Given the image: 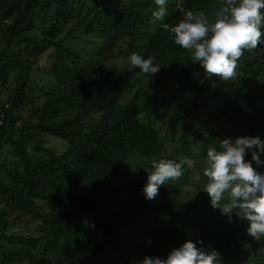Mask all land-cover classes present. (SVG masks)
Masks as SVG:
<instances>
[{"label": "trees", "instance_id": "obj_1", "mask_svg": "<svg viewBox=\"0 0 264 264\" xmlns=\"http://www.w3.org/2000/svg\"><path fill=\"white\" fill-rule=\"evenodd\" d=\"M152 1L0 0V88L6 94L0 112L9 104L0 145L14 147L21 164L13 166L24 170L9 182L0 178V264H43L27 246L45 240L46 248L60 239L67 241L58 258L64 264H137L146 255L165 258L185 240L202 241L198 246L215 249L227 264H264V235L249 236L247 221L234 214L229 221L200 187L209 147L224 138H264V46L244 50L232 79L210 77L163 24L174 26L187 11L211 18L224 0H167V15L155 24ZM131 53L153 57L160 70L120 69L111 60ZM42 56L49 58L40 67ZM169 69L174 73L161 87L159 77ZM42 71L56 82L50 92L32 78ZM36 99L44 101L33 112L37 121L14 127L17 110ZM202 107L218 126L201 123ZM22 135L40 143L47 135L75 139L61 155L45 148L49 158L28 157ZM185 157L193 167L146 199L142 188L152 160ZM128 168L130 179L117 182ZM81 183L86 190H77ZM189 186L199 194L186 198ZM142 210L154 212L147 223ZM192 211L207 216L196 238L173 230ZM125 218L135 223L128 228ZM79 228L84 245L76 238Z\"/></svg>", "mask_w": 264, "mask_h": 264}, {"label": "clouds", "instance_id": "obj_2", "mask_svg": "<svg viewBox=\"0 0 264 264\" xmlns=\"http://www.w3.org/2000/svg\"><path fill=\"white\" fill-rule=\"evenodd\" d=\"M167 0H155L153 23L162 22L167 15ZM175 44L192 51V58L210 77L230 80L236 76L238 60L244 50L264 46V0H224L213 10L211 18L204 11H187L177 24L169 27ZM131 68L154 75L160 66L151 56L131 53ZM251 159H245L249 154ZM264 138L242 136L234 140L224 138L218 146L206 152L203 176L207 183L202 191L209 197L212 208L231 221L233 214L247 221L246 232L251 237L264 235ZM192 158L174 160L153 159L142 188L146 199H153L162 185L183 175L185 166L192 168ZM200 180V175L196 176ZM238 210V211H237ZM202 241L185 240L173 248L165 258L144 256L137 264H221L215 249L205 250Z\"/></svg>", "mask_w": 264, "mask_h": 264}, {"label": "rangeland", "instance_id": "obj_3", "mask_svg": "<svg viewBox=\"0 0 264 264\" xmlns=\"http://www.w3.org/2000/svg\"><path fill=\"white\" fill-rule=\"evenodd\" d=\"M153 3H155V0L152 1ZM156 9V8H155ZM49 56V55H48ZM48 56H42L39 60V65L40 67L46 66L47 62H48ZM130 56V55H128ZM125 57V58H124ZM112 61L115 62L116 67L117 68H124V67H128L129 62H128V57L127 56H121V57H116L115 59H111ZM170 68L175 71L177 70V63L170 65ZM44 69V68H43ZM169 69L168 73L165 75H161L159 77V85L161 87H164L168 82H169V77H171L173 75V71ZM46 71H42V72H37L34 73L32 75V78L34 79V83H38V84H42L46 86V91L50 92L53 90V87L55 85V80H51L50 77H47ZM46 78V79H45ZM45 79V80H44ZM44 81V82H41ZM133 89V85H131V83L127 84V88L126 91L127 93H129V91H131ZM4 91L5 88H0V102H2L1 100H3V98H6V94L1 93V91ZM126 93L125 99H127L129 96V94ZM38 97V95H37ZM44 105V101L43 99H36L34 102H32L31 104H26V106H21L20 109H18L17 111H19V113L21 114V118L16 119L14 122V127H17L19 125L22 126L26 125L28 122H36L37 119L35 117V115L33 114L34 110L36 109L37 112L39 113V109L42 108V106ZM71 110L70 108L67 109ZM207 108L202 107L201 109V123L206 126L207 124H209L210 126L216 127L219 125V122H217L215 119L210 118V116L208 115L207 112ZM63 116V114L59 115L57 117V119L61 118ZM23 122V123H21ZM12 130H9V132H11ZM19 134L16 133L14 134V137H19ZM23 136V135H22ZM31 136V134H30ZM21 137V136H20ZM27 137V136H26ZM24 138L21 137L20 142L24 145L27 156L31 157H47L49 158V154H53V155H61L64 152L69 151L72 147H73V142H74V137H71L69 139H62L59 137H55V136H44V142L40 143L39 141H36V138L33 137V140H27V138H24L25 140L22 141V139ZM37 143H40L41 145V149L40 150H36L35 149V145ZM72 144V147H71ZM49 149L48 152H44V149ZM19 153L16 152L14 150V147L11 146L9 143H4L0 145V178H3L4 181H11L14 177H18L17 171L19 172H23V168L22 167H17L14 168L15 166H13L14 164H21V160L19 158ZM16 164V165H17ZM130 168L125 169L124 174H120L118 178H116V181L121 182V180H125V179H130V172L129 171ZM206 177H203L204 181H201V188H203L205 186L206 183ZM69 182V180H67ZM77 190L79 191H84L86 190L85 184L81 183L77 185ZM188 191V195L186 198H190V197H195L197 196L199 193L198 191L195 189V187H187L186 189ZM186 198H184V200H186ZM38 201V200H37ZM38 207H40L41 205L45 206L43 203L38 201ZM41 210V209H40ZM38 213H39V208H38ZM153 211L150 210H142V217L140 218L142 223H147L154 214ZM39 216L43 215L42 214H38ZM207 216L202 213H198V212H189L186 213V215H183L177 222V224L174 226L173 230H177L178 232H182V231H190L191 235L196 238V236L198 235L199 231L204 227L205 222L206 221ZM126 218L123 220V222H125V224L128 226V228L131 226V224L135 223L134 219H127ZM1 221V219H0ZM42 221V218L40 217L38 220V223L40 224ZM5 222V221H4ZM201 224V226L198 227V225ZM150 224V223H149ZM7 224L4 223V226H6ZM16 231V230H14ZM193 233V234H192ZM76 238L79 239V241L81 242L82 245H84L86 242L84 241V231L79 228L76 231ZM45 240H40L35 246L33 247H29L27 246V249L29 252H31L32 254L40 257L43 260V264H64V262L59 263L58 262V258L61 255V251L64 249V247L66 246L67 241L65 239H60L57 242H55V244L53 245H48L46 248H44V243ZM181 244L177 243L175 246H179ZM246 246V245H244ZM63 254V252H62ZM221 258V256H219ZM48 259V262H46L45 260ZM221 264H227L226 261H223V258L220 259ZM104 264H107V260L105 261ZM241 264H253V263H247V262H241ZM255 264V263H254Z\"/></svg>", "mask_w": 264, "mask_h": 264}, {"label": "built area", "instance_id": "obj_4", "mask_svg": "<svg viewBox=\"0 0 264 264\" xmlns=\"http://www.w3.org/2000/svg\"><path fill=\"white\" fill-rule=\"evenodd\" d=\"M9 104L8 103H4V109L2 112H0V124L3 122L4 119V112L6 111V109H8Z\"/></svg>", "mask_w": 264, "mask_h": 264}]
</instances>
